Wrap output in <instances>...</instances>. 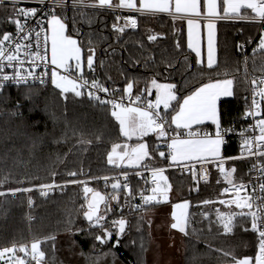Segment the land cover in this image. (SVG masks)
<instances>
[{
    "label": "trees",
    "instance_id": "trees-1",
    "mask_svg": "<svg viewBox=\"0 0 264 264\" xmlns=\"http://www.w3.org/2000/svg\"><path fill=\"white\" fill-rule=\"evenodd\" d=\"M14 8L12 4L0 5V38L12 25ZM54 13L61 14L69 34L78 39L84 56L83 76L98 81L115 95H126L124 89L131 82L135 95L155 98V92L149 95L146 91L155 79L175 84L181 102L201 84L232 79L234 97L219 102L223 129L242 125L251 82L264 76V50L259 48L264 26L219 21L218 62L209 69L205 63L197 62L187 46L185 19L132 15L137 20V29L125 27L120 33L113 25L124 26L118 25V16L112 12L61 8ZM150 35H156L157 39L150 41ZM242 41H253L256 46L255 53L248 58L240 51ZM89 49H94L93 69L86 64L91 54ZM172 106L167 111L162 109L169 122L173 109L178 107L177 101ZM112 111L110 104H101L83 93L79 97L71 91L62 93L52 83L0 90V193H4L0 195V249L15 244L17 248L26 245L29 251L33 242L40 241V250L45 253L41 264H111L113 261L145 264L148 234L141 212L169 204L175 198L178 202H189L182 264H231L232 256L238 259L254 256L258 250L257 233L244 230L251 228L250 217L236 216L233 230L227 234L217 218L218 212L242 211L235 204L228 207L220 203L228 198L220 194L228 183L218 168H211L208 181L179 170L168 171L165 176L171 185L169 200L143 208L135 206L137 195L147 185L142 178L135 174L127 178L132 184L131 195L122 187L117 190L111 187L115 181H121L118 175L123 172L169 163L167 140L150 133L143 140L151 158L137 168L109 164L108 155L114 145L121 146L117 149L119 154L125 145L130 150L138 143L137 139L129 141L121 134ZM170 127L175 129L173 125ZM193 129L201 133L215 131L212 125ZM240 147L241 143L227 140L222 155L236 154ZM161 151L165 157L159 155ZM250 164V160L234 161L225 170L234 167L233 181H243L248 177ZM73 172L75 176L69 175ZM90 178L94 179L90 182L93 189L107 196L108 205L102 210L106 219L100 222L103 227H93L84 219L87 199L82 185L69 183ZM50 183L62 185L47 198L36 191H23ZM113 196L118 199H112ZM118 219L128 220L121 236L113 223ZM130 220L134 222L132 227ZM105 229L112 235L101 243L96 237L103 236ZM224 252L232 255L225 256Z\"/></svg>",
    "mask_w": 264,
    "mask_h": 264
},
{
    "label": "snow or ice",
    "instance_id": "snow-or-ice-1",
    "mask_svg": "<svg viewBox=\"0 0 264 264\" xmlns=\"http://www.w3.org/2000/svg\"><path fill=\"white\" fill-rule=\"evenodd\" d=\"M41 4L44 0H39ZM4 3V0H0V5ZM98 6L101 8H127L137 12H147L151 14L155 13H168L172 15L174 19H185L188 26V48L196 53L198 58L201 57V49L199 46V29L201 27L200 21H207L205 27L207 28V67L212 69L215 67L216 61V48H215V29L216 21L224 19H251L255 22L264 23V0H139V7H137V0H119L118 3H113V0H98ZM248 10H250L251 15ZM37 8H14V14L24 18L22 23L20 19H13L12 23L16 26V31L19 34L14 37L12 34L5 32L0 38V71L4 67H14L13 62L15 61L19 65H23L24 61L20 59V54L23 50L25 55L31 56L32 64L36 65V61H46L47 57V45L49 37L44 36V53L42 54L40 48V37L41 32L35 33L36 48L34 52H29L28 49L32 47L31 43L22 44L21 41H29L32 35V29L27 31V21L37 15ZM120 17H117L119 20ZM39 23V21H38ZM49 28L51 29V64L55 68L62 69L65 72L70 73L72 66L71 61H75V70L78 73L77 78H70L69 75H60L55 69L51 72L52 84L61 89L62 93L73 92L77 97L82 95L79 90L85 85H88V81L83 78V67H82V49L78 45L77 40L71 36L66 35V25L56 15H52L48 21ZM131 26L136 28L137 21L132 17L125 19L124 27H118L113 25V28L123 33L125 27ZM150 41L157 39L156 35H150L148 37ZM11 45V47H9ZM179 47V45H177ZM242 47V46H241ZM259 48L264 50V33L261 34L259 40ZM91 53L87 57V67L93 69L94 64V49H89ZM7 61L5 65L3 62ZM198 63H203V60L198 59ZM28 76H33V72L29 71ZM28 76L21 75L19 69L15 72L14 76L9 77L3 75L0 77V81L14 80L16 83L26 82ZM39 79V77H34ZM80 80L82 83H78ZM43 82V81H41ZM254 86V95L252 98V107L245 113L246 116H259L260 119L255 121L253 131L258 129L259 134L252 137H245L242 142V149L246 151L249 156L264 157V112L261 110V101H264V87L256 88V80H252ZM260 84L264 85V79H261ZM151 85L156 89L155 101L149 100L145 107H141L137 104L141 100V96H136L135 100L132 101V105H124L123 103H117L114 100H102L99 96L89 92L90 98L98 100L101 104H111L113 111L112 116L119 122V130L121 134L129 139L133 136H137L142 139L149 133H156L158 138H169V133L166 125H174L175 129L188 130L186 133L175 132V135L170 137V143L167 147L170 149V159L173 163L180 164L185 161L196 162L201 164V171L205 173L204 179H207L206 169L203 168V163H215L219 161L218 168L221 173L224 174V178L228 184L233 186L236 191L237 199L230 202L235 204L237 208L242 211L239 213H217V218L223 226L225 234L231 233L234 226V219L236 216H247L251 219V228H245V231H253L258 234V242L254 256H246L243 258H236L232 256L234 264H264V196L255 197L250 195L240 196L239 193L242 189L246 188L243 183L237 185L234 183L232 177L236 169L233 167L231 170L226 171L224 168V158L221 156V146L225 143L224 133L230 131L229 129H223L220 123V115L218 109V102L221 97H231L233 95L234 81L232 79H216L210 80L208 83L196 88L190 95L183 98L182 103L179 102L176 92L175 84H159L155 79L151 81ZM91 86L98 89L99 91L107 93L108 88L103 87L98 81H92ZM0 88H3V83L0 82ZM133 83H128L124 89L125 93L129 96L132 93ZM149 95L152 94L151 89L146 90ZM259 96L260 100L256 97ZM172 101H177L178 107L174 108L175 114L171 116L170 122L165 116L161 115L159 109L163 105V109L167 111L172 106ZM206 121H211L215 125V136H211L209 133H201L198 129L193 131V126H199L204 124ZM182 135H186L188 138H182ZM120 145H114L112 151L108 155V163L114 164L119 167L125 158L128 159L129 165H139L145 158H151L148 151L147 143H138L131 150H127V145L124 146L125 150L117 154V149ZM161 157H165L163 151L159 152ZM243 155V153H242ZM114 156L116 157L114 159ZM241 158V157H237ZM119 161V162H118ZM185 168H189L193 172L195 177V163L190 167L188 164H184ZM257 167V165H253ZM260 171L264 173V165L260 166ZM164 169H152V176L156 186L152 189L153 195L143 196L145 204L151 202L161 203L167 202L168 193L171 190V185L168 183L167 177L163 175ZM69 175L75 176L76 173H69ZM127 174H125L126 176ZM105 180L108 177H104ZM219 182V181H218ZM71 183H85L82 181H71ZM56 185H41V189H52ZM111 187L114 190L120 189L121 184L119 181L113 183ZM125 189H128V185H123ZM259 189L264 193V183L259 184ZM84 192L87 195L92 193V198L89 200L87 205V211L84 212V216L90 222L91 226H100L102 220L105 219L103 215H100V204L106 203L105 196L100 192L94 191L88 188L86 183ZM16 191H20L17 189ZM28 192L31 189H23ZM224 193L229 192L228 188H225ZM255 191V190H254ZM4 193H0L3 195ZM47 191H42L41 195H47ZM129 195L131 190L129 189ZM163 198V201L158 199ZM112 199H118V196H113ZM259 200L260 203L256 204V210L253 211L255 201ZM32 201L29 199V204ZM203 203L208 204L211 201H204ZM220 203H225L221 200ZM229 205V206H230ZM189 202L177 203L173 205L172 219L173 223L171 228L178 229L181 233L187 235V226L189 223ZM247 208L245 212L243 209ZM114 224H118L119 232L123 233L125 230L126 221L120 219L114 221ZM112 233L105 229L103 236H97L96 239L101 243H105L107 239L111 238ZM49 239H55L50 237ZM40 241H35L31 244V259L36 264H41L44 260L45 253L40 250ZM119 241H117V244ZM17 251L29 254L26 245H21L19 248L14 244L12 247H5L0 250V260L11 262V264H27V261L23 258L16 257ZM218 251H220L218 249ZM225 256L232 255L229 252H224ZM7 264V262H6Z\"/></svg>",
    "mask_w": 264,
    "mask_h": 264
},
{
    "label": "built area",
    "instance_id": "built-area-1",
    "mask_svg": "<svg viewBox=\"0 0 264 264\" xmlns=\"http://www.w3.org/2000/svg\"><path fill=\"white\" fill-rule=\"evenodd\" d=\"M4 3L14 5L15 9H19V8H25V9L37 8L38 9L37 15L27 21V26L25 29L26 31L29 28L32 29L31 38L29 41H21V43L22 44L31 43L32 47L30 49H28V51L29 52L36 51L37 48H36L35 33L37 31H41V29H43L44 31L41 32L40 48H39V50L41 51L42 54L44 53V47H45L43 38L45 35H47L49 37L48 19L56 10L61 9V8H84V9H88V10H100V11L112 12V13H115L118 17H120L119 24H118L119 26L125 25V19L127 17H132V18L136 19L132 15H153V16L173 17L172 15H169L168 13L151 14V13H147V12H137V11L130 10L127 8H109V7L101 8L98 6V2H91V1H87V0H79V1H76V0H44L43 4H41L39 2V0H4ZM12 17H13V19H20L22 23L24 22L23 17H19V16H16L14 14V9L12 11ZM38 21H39V23H38ZM217 21L218 22L219 21H227V22L239 23V24L253 23V24L258 25L259 27L264 26V23L252 21L250 18L249 19L235 18V19H224V20H217ZM137 27H138V23H137L136 28H132L130 25L126 28H128L130 30H136ZM239 31L241 32L242 29H239ZM8 33L12 34L14 37H17L19 35L16 31V26L14 23H12ZM9 47H11V45H9ZM47 48H48V51H47L48 59L46 61L37 60L36 65L32 64L31 56L25 55L23 50H22V52L20 54V59L24 61L23 65H19L14 61L13 62L14 67H4L3 70L0 71V77H2L5 74L8 75L9 77H12V76H14L17 69H19L21 72V75H24V76H28V72L32 71L33 76H28L27 81L21 82V83H16L14 80L0 81L3 83V88L19 87V86H24V85L44 86V85L50 84V83H52L51 82V80H52L51 72L53 69H55L60 75H69L70 78H77L78 73L76 72L75 67L73 65H71L72 70L70 73L63 71L62 69L55 68V66H53L50 62L51 61V58H50V41H48ZM240 51L245 55L246 58H248L251 54L255 53L256 46L254 45L253 41L252 42L242 41L240 44ZM3 63L6 65L7 61H4ZM34 77H39V79H35ZM83 78L88 81V85H85L83 88H81L79 90L83 94H85L87 97H89L88 93L92 92V93H94V95L99 96L102 100H114L117 103H123L124 105H132V101H134L136 96H138V95H135L133 92L131 93L130 96L127 93L124 96L115 95V94L111 93L110 91L105 93V92L99 91L98 89L93 88L91 86L92 81H94L93 79L89 78L88 76H83ZM261 79H264V76H261L258 78L257 85L255 86L256 88L264 87V85L259 83ZM41 81H43V82H41ZM77 82L82 83V81H80V80H78ZM3 88H0V90H2ZM253 89H254V86H251L248 93L246 94V99L248 101L247 111H249V109H251V107H252V98L254 95ZM139 96H141V100L138 101L137 104L141 107H145L147 104V101H149V100L155 101L154 97H145L142 95H139ZM256 99L260 100V97L257 96ZM132 106H136V105H132ZM111 108H112V105H111ZM261 110H262V101H261ZM159 111L161 112V115H163L161 108L159 109ZM260 118L261 117H259V116H246L244 114L242 116V125L237 126V125L233 124V125H230V126L224 128V129L230 130V131H227L226 133H224V141H227V140L237 141V142L241 143V145H242L243 139L245 137H252L254 135H258L259 134L258 129L256 131H253V126L255 125V121L257 119H260ZM166 128H167L168 133H169V138H165V140H167V145H168V142L170 141V137L174 136L175 132L186 133L188 131V130L173 129L169 125H166ZM193 131H196V130L193 129ZM214 132H208V133L212 134ZM182 137H186V135H182ZM242 153H243V155H242ZM221 156L224 158V168H226L229 163L234 162V161L250 160L251 164L249 167L248 178L244 181H238V182H234V183L237 185H239L241 183L246 185V188L242 189L240 191V193H239L240 196H244L247 194V195L253 196L254 199H255V197L264 196V193H262L259 189V184L264 183V173H262L260 171V166L264 165L263 157L249 156V154L246 151H244L242 149V147H240L239 152L236 154L221 155ZM237 157H241V158H237ZM193 163H195V175L201 181H208L210 178L211 168L212 167L218 168L219 161H216L215 163H207V162L203 163V168L206 169V175H207L206 180L203 178L205 173L201 171V164L196 163L194 161L193 162H183L180 164L169 162L166 165H162L159 167H143V168H139V169L134 170V171L123 172V173L119 174L118 177L121 178V181H120L121 187L128 194H129V189L132 190V184L127 179L130 175L135 174L136 176L142 178L144 181L147 182V185L143 187V189L139 192V194L137 195V198H136V205L135 206L143 208V207L150 205L151 203H154V201H153L149 204H145L144 200L142 199V195L143 196L153 195L152 187H155L156 184L154 183V180H153L152 169H164V173H163L164 176L167 174L168 171H173V170H179L180 172H182L184 174H193V172L191 170H189V168L184 167V164H188L190 167ZM253 165H257V167L254 168ZM125 174H127V175L125 176ZM74 181L85 182L88 188L93 189L90 182L94 181V179H91V178L90 179H80V180H74ZM69 183H71V182H69ZM85 183H72V184H81L83 195L88 200V197H89L91 192L88 193L87 195L85 194V192L83 190L85 187ZM125 184L128 185V189H125L123 187V185H125ZM43 185H56V187H54L52 189H41L40 188L41 185H39V186L32 187L30 189H31V191H36L38 193V195L41 196L42 198H47L54 191L55 188L61 186L62 184L50 183V184H43ZM225 188H228L229 192L224 193L223 190ZM42 191H47L48 194L46 196L41 195ZM11 192H15V191H11ZM220 194L223 196H228V198L226 200H224L225 203H223V205H225V206H229L231 201L237 199L236 191L233 189V186L230 184H225L221 188ZM259 203H260L259 200L255 201V204H254L253 209H252L253 211L256 210V204H259ZM232 205L233 204H231L230 206H232ZM257 236H258V234H257ZM30 253H31V247H29L28 264H36V262L31 259Z\"/></svg>",
    "mask_w": 264,
    "mask_h": 264
},
{
    "label": "rangeland",
    "instance_id": "rangeland-1",
    "mask_svg": "<svg viewBox=\"0 0 264 264\" xmlns=\"http://www.w3.org/2000/svg\"><path fill=\"white\" fill-rule=\"evenodd\" d=\"M52 15H56L57 17L60 18V16L55 13H53ZM51 16L49 17L48 21L51 19ZM49 35L51 37L50 28H49ZM71 37L77 40L73 36ZM83 62H84V56L82 53V67H83ZM73 63H75V61H73ZM71 65L73 64L71 63ZM157 82L159 84H172L170 82H161V81H157ZM148 89H151L152 94L155 92L156 95V89L153 88L151 84ZM161 106L163 107V105ZM136 138L138 137L133 136L131 139L129 138L127 139L130 141ZM117 181H115L114 183H116ZM119 183L121 184L120 181ZM153 188L154 187H152V189ZM169 197L170 194L168 193V200ZM158 199L163 201L162 197L158 196ZM177 203L180 202H178L175 198H173V202L169 204L165 203L160 206H156L141 212V217L145 222V226L148 234L147 249L145 254V264H182V257L184 253V246H183L184 233H181L178 229L171 228V224L174 222L172 219V212L174 210L173 205ZM130 225L131 227L132 225H134V222L132 220H130ZM15 255L16 257L25 259L28 264V255H25V253L19 251H17ZM6 262L7 264H11V262L7 261V257L5 258V260H0V264H6ZM111 264H122V263L119 261L117 262L113 261Z\"/></svg>",
    "mask_w": 264,
    "mask_h": 264
},
{
    "label": "crops",
    "instance_id": "crops-1",
    "mask_svg": "<svg viewBox=\"0 0 264 264\" xmlns=\"http://www.w3.org/2000/svg\"><path fill=\"white\" fill-rule=\"evenodd\" d=\"M95 2H98V0H95ZM119 2V0H113V3H118ZM202 4H203V0H202ZM137 7H139V0H137ZM248 12L249 13H251L250 12V10H248ZM55 14H57V15H59L60 16V19L62 20V22L66 25V33L65 34H69V32H68V27H67V24H66V22L64 21V19L62 18V16H61V14H59V13H55ZM186 21V20H185ZM206 23H207V21H205V20H201L200 21V24H201V27H200V29H199V33H198V36H199V46H200V49H201V57L200 58H198L197 56H196V53L195 52H193L191 49V51L194 53V55H195V57H196V60H197V62H198V59H201V60H203V63H205L206 65H207V28L205 27V25H206ZM185 26H186V40H187V46H188V26H187V21L185 22ZM70 35V34H69ZM70 36H72V35H70ZM74 38H76L75 36H73ZM77 39V38H76ZM49 41H50V35H49ZM77 42H78V39H77ZM78 44H79V42H78ZM79 46H80V44H79ZM215 48H216V53H215V55H216V61L218 62V21H216V29H215ZM83 53V52H82ZM50 58H51V41H50ZM71 63L74 65L75 63H73V61H71ZM70 63V64H71ZM217 64V63H216ZM225 79H230V78H225ZM206 83H208V82H206ZM206 83H204V84H206ZM203 84H201V85H199L198 87H200V86H202ZM198 87H196V88H198ZM195 88V89H196ZM194 89V90H195ZM193 90V91H194ZM192 91V92H193ZM191 92V93H192ZM191 93H189L188 95H190ZM187 96V95H186ZM185 96V97H186ZM232 97H234V85H233V95L231 96V97H221V99H225V98H232ZM220 99V100H221ZM220 100H219V102H220ZM182 101H183V99H182ZM182 101H181V103H182ZM173 102V101H172ZM219 102H218V109H219ZM161 109H163V107L161 106ZM262 112H264V101H262ZM175 114V112H173L172 113V115H174ZM171 115V116H172ZM219 115H220V112H219ZM170 120H171V117H170ZM220 123H221V120H220ZM205 125H212L213 127H214V129H215V125L211 122V121H206L204 124H202V125H199V126H193V128H195V127H202V126H205ZM173 127H175L174 125H173ZM179 130H185V129H179ZM216 130V129H215ZM211 136H213V138H214V136H215V132L214 133H212V134H210ZM144 138V137H143ZM143 138L142 139H140V138H136L137 140H138V143H146L144 140H143ZM182 138H188L187 136L186 137H182ZM137 143V144H138ZM168 143H170V141L168 142ZM136 144V145H137ZM131 150V149H130ZM129 150V151H130ZM168 152L170 153V149L168 148ZM223 152V145L221 146V155L223 154L222 153ZM116 157L114 156V159H115ZM147 158H145L144 160H146ZM143 160V161H144ZM143 161H141L140 162V164L139 165H129V162H128V159L126 158L122 163H120V165L121 166H124V167H126V168H137V167H139L142 163H143ZM119 162V161H118ZM169 162H172L171 161V159H170V155H169ZM185 162H189V161H185ZM173 163V162H172ZM183 163V162H182ZM248 178V177H247ZM244 181V180H243ZM238 182V181H237ZM183 202H185V201H181L180 203H183ZM175 205V204H174Z\"/></svg>",
    "mask_w": 264,
    "mask_h": 264
},
{
    "label": "water",
    "instance_id": "water-1",
    "mask_svg": "<svg viewBox=\"0 0 264 264\" xmlns=\"http://www.w3.org/2000/svg\"><path fill=\"white\" fill-rule=\"evenodd\" d=\"M94 191H98V192H100L103 196H105L106 203H101V204H100V212H99V214H100V215H103V216L105 217V219H106V215L102 213V212H103L102 210H103V207H104L105 205H108V202H107V196H106V194L103 193L101 190L95 189ZM91 198H92V193H90V195H89V197H88L87 205H88L89 200H91ZM85 211H87V209H86ZM83 216H84V214H83ZM84 219H85L86 221H88V220L86 219L85 216H84ZM105 219H104V220H105ZM118 220H120V219H118ZM118 220H116V221H118ZM124 220L127 222L126 225H125V230H126V228H127V226H128V220H127V219H124ZM102 221H103V220H102ZM88 222H89V221H88ZM115 227H116V229H117V233H118L119 236H121V235L124 234L125 230H124L123 233H120V232H119V226H118V224H115Z\"/></svg>",
    "mask_w": 264,
    "mask_h": 264
}]
</instances>
